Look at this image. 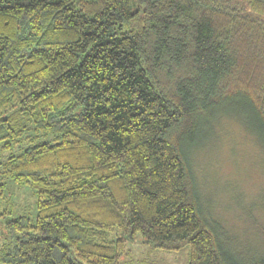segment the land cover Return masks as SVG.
Returning <instances> with one entry per match:
<instances>
[{"label": "trees", "instance_id": "obj_1", "mask_svg": "<svg viewBox=\"0 0 264 264\" xmlns=\"http://www.w3.org/2000/svg\"><path fill=\"white\" fill-rule=\"evenodd\" d=\"M221 116L264 150V0H0V153L26 142L0 194L37 193L0 264H119L138 235L188 264H264L224 241L192 170Z\"/></svg>", "mask_w": 264, "mask_h": 264}, {"label": "rangeland", "instance_id": "obj_2", "mask_svg": "<svg viewBox=\"0 0 264 264\" xmlns=\"http://www.w3.org/2000/svg\"><path fill=\"white\" fill-rule=\"evenodd\" d=\"M136 2L132 0L133 8ZM237 113L251 126L245 110L239 109ZM10 123L14 126L12 120ZM255 141L236 119L221 116L212 122L209 135L194 150L192 160L206 212L216 217L214 223L224 241L246 260L253 252L264 255L260 239L264 229V150ZM25 144V140L20 141L11 150L0 153V159L16 153ZM36 198L34 186L19 185L11 177L6 179L0 194V249L14 244L5 228L6 219L24 216L33 223ZM189 253V245L167 250L141 242L138 235L128 243L119 264H188Z\"/></svg>", "mask_w": 264, "mask_h": 264}]
</instances>
